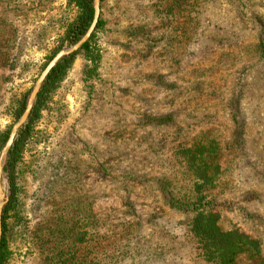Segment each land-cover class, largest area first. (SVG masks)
I'll use <instances>...</instances> for the list:
<instances>
[{
    "label": "rangeland",
    "instance_id": "obj_1",
    "mask_svg": "<svg viewBox=\"0 0 264 264\" xmlns=\"http://www.w3.org/2000/svg\"><path fill=\"white\" fill-rule=\"evenodd\" d=\"M15 1L0 0V138L23 115L8 106L31 95L74 14L68 0ZM149 2L100 0L93 57L77 54L33 125L16 179L28 227L12 230L10 264H82V218L94 225L96 264H219L191 232L193 214L161 188L186 200L193 184L179 146L201 140L221 169L210 191L220 226L261 243L235 264H264V0L199 1L187 38L178 8L160 20ZM159 115L172 119L148 118ZM1 185L3 213L4 167Z\"/></svg>",
    "mask_w": 264,
    "mask_h": 264
},
{
    "label": "trees",
    "instance_id": "obj_2",
    "mask_svg": "<svg viewBox=\"0 0 264 264\" xmlns=\"http://www.w3.org/2000/svg\"><path fill=\"white\" fill-rule=\"evenodd\" d=\"M16 1L18 2V0ZM16 1L15 3H17ZM199 1L205 2V0H176V5L173 6L171 3L172 0H150L149 6L152 14H154L156 18L159 17L160 20L166 19L168 15L172 14L171 12H173V10L178 8V15L180 16L178 28L181 30L180 34L182 37L187 38L188 32L193 29L199 21L197 14L201 13L199 8L202 6V3H199ZM94 3L95 0L67 1V5L74 8V14L65 22L63 34H61L57 46L51 51L48 60L52 59V57L65 45L77 43L87 33L94 19ZM196 7L198 10H196ZM102 25L103 20L100 17L90 39L82 45V48L60 59L46 77L36 97L26 125L19 131L17 138L8 151L4 172L8 176L11 185V194L10 201L6 205L1 218L3 234L0 242V264H10L13 253L10 241L13 239L12 230L14 226L17 228L16 232L21 234L25 230V227H28V219L22 215L20 209L21 201L18 198L16 181L17 168L23 157L27 139L33 129V125L41 116L45 104L60 86L61 81L72 66L77 54L84 51L90 58L93 57V42ZM140 30V34L145 37V32H143L145 30L142 26H140ZM148 34L149 31H147L146 35ZM95 69L96 68H93L91 71L94 72ZM29 95L30 91L21 95L8 106L11 115L15 119H18L25 111ZM148 118L150 121L157 122V124L167 123L172 119L170 115L149 116ZM9 133L10 130L8 129L1 135L0 150L6 143ZM179 149V153L184 157L186 163L183 168L193 184L192 190L190 191L191 194H187L185 197L186 200L182 201L170 195L172 191L167 185H162L161 188L165 192L167 199L169 198V200H171L175 208L193 214L190 229L203 249L206 258L219 264H235V257L238 253L246 249L258 252L261 246L259 239L242 232L238 228L223 230L219 224L221 214L216 210L214 199L210 198V191L216 187L217 178L221 169L219 166L212 167L206 162L207 155L205 154V149H208L207 145L201 140L191 145H185V143L182 145L181 143ZM93 227L94 225H89L87 219L82 218V264H96L90 259L93 257L91 254L99 250L96 249L97 246L94 242L97 238L95 236V238H93V236L90 239L88 238L89 234L93 232ZM44 229L45 230L42 231L45 232V236L49 234L51 236L54 232L52 225L44 226ZM50 229L52 231H50ZM58 232L59 238L64 241L65 236L61 235L63 230L61 229ZM59 245L63 253L66 248V243L61 242ZM68 248L70 249L71 247ZM61 258L64 262L63 256ZM63 262L62 264H64Z\"/></svg>",
    "mask_w": 264,
    "mask_h": 264
},
{
    "label": "water",
    "instance_id": "obj_3",
    "mask_svg": "<svg viewBox=\"0 0 264 264\" xmlns=\"http://www.w3.org/2000/svg\"><path fill=\"white\" fill-rule=\"evenodd\" d=\"M94 8H95L94 19H93V22H92L90 28L88 29L87 33L74 45L67 47V48H63L59 52H57L56 55L51 59V61L46 65V67L42 71L41 75L39 76V78L36 82V85H35L32 93L30 95V98H29L27 107L25 109V112L23 113L20 120L13 126L12 131H11L10 136H9V139H8L4 149H3L2 159L0 160V242H1L2 234H3L2 221H1L2 209H3V205L8 200V197L6 196L5 192L2 190V185H1V176H2L4 162H5V161L3 162V157L6 159L8 151L10 150V148L14 142V139H15V136H16L18 130L20 129V127H22V125L28 119V117L32 111V108L34 106L35 99H36L46 77L49 75V73L52 71V69L57 65V63L60 61V59H62L64 56L69 55L72 52L78 50L91 37V35H92V33H93L97 23H98V20L100 18V0H95Z\"/></svg>",
    "mask_w": 264,
    "mask_h": 264
}]
</instances>
